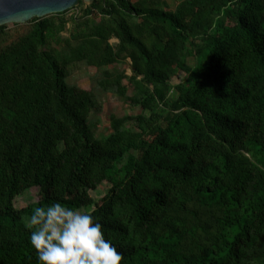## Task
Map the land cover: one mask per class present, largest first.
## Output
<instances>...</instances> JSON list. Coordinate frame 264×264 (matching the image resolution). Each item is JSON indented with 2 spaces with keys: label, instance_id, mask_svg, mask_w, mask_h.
<instances>
[{
  "label": "trees",
  "instance_id": "16d2710c",
  "mask_svg": "<svg viewBox=\"0 0 264 264\" xmlns=\"http://www.w3.org/2000/svg\"><path fill=\"white\" fill-rule=\"evenodd\" d=\"M74 8L0 25V264H39L27 221L57 201L94 215L121 264H264V0ZM83 65L141 112L97 135L99 92L69 83ZM32 188L47 197L17 207Z\"/></svg>",
  "mask_w": 264,
  "mask_h": 264
},
{
  "label": "clouds",
  "instance_id": "9594fccd",
  "mask_svg": "<svg viewBox=\"0 0 264 264\" xmlns=\"http://www.w3.org/2000/svg\"><path fill=\"white\" fill-rule=\"evenodd\" d=\"M27 224L39 264H121L124 258L94 215L59 201L35 207Z\"/></svg>",
  "mask_w": 264,
  "mask_h": 264
},
{
  "label": "rangeland",
  "instance_id": "374dc122",
  "mask_svg": "<svg viewBox=\"0 0 264 264\" xmlns=\"http://www.w3.org/2000/svg\"><path fill=\"white\" fill-rule=\"evenodd\" d=\"M180 1L181 0H168L169 7L171 9H175L178 3H180ZM89 3H85V0H83V6H80L79 3L77 7H73L74 9L68 12V16L72 17L75 15H80L81 7L84 8ZM100 18L101 16L99 15V13L95 12L93 19L99 21ZM65 35L68 34L65 33ZM110 42L112 46L116 49V51H118L117 45L119 41L116 38H113ZM129 61L130 60L128 59V62ZM189 61L193 62L192 59ZM111 69L118 73L125 69L126 74L129 76L132 75L134 70L130 64L126 66L119 64L116 66H112ZM100 77L101 70H98L96 67L83 65L77 73H75L69 78V83L70 85L75 86L81 90L95 89L99 92L100 102L102 103V109L99 113L100 124L98 125L96 133L97 135H107L112 131L111 124L113 120L121 118L125 115H136L140 113L141 110L137 105L138 99H133L132 101H123L113 91H103L102 89L99 90L96 85H98ZM184 78V73L179 71L177 74L172 75V83H179ZM122 82L123 84L129 86V94L131 95L133 91V86L129 83L127 78L123 79ZM91 120H93V117L91 118ZM110 186L111 185L108 182H104L96 190L91 191V195L94 197V199L98 200L106 194ZM47 194V189L32 188L28 195H23L16 200V206L19 208L24 207L32 201H37L46 198Z\"/></svg>",
  "mask_w": 264,
  "mask_h": 264
},
{
  "label": "water",
  "instance_id": "95a60500",
  "mask_svg": "<svg viewBox=\"0 0 264 264\" xmlns=\"http://www.w3.org/2000/svg\"><path fill=\"white\" fill-rule=\"evenodd\" d=\"M93 1L85 0V3ZM79 3L80 0H0V25L63 12Z\"/></svg>",
  "mask_w": 264,
  "mask_h": 264
}]
</instances>
